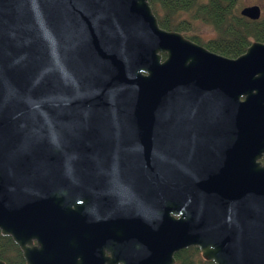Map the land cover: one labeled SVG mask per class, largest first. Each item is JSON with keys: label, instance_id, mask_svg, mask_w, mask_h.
<instances>
[{"label": "water", "instance_id": "obj_1", "mask_svg": "<svg viewBox=\"0 0 264 264\" xmlns=\"http://www.w3.org/2000/svg\"><path fill=\"white\" fill-rule=\"evenodd\" d=\"M149 2L0 0V234L25 264H264V44L226 58Z\"/></svg>", "mask_w": 264, "mask_h": 264}, {"label": "trees", "instance_id": "obj_2", "mask_svg": "<svg viewBox=\"0 0 264 264\" xmlns=\"http://www.w3.org/2000/svg\"><path fill=\"white\" fill-rule=\"evenodd\" d=\"M149 4L162 29L179 32L226 58H237L253 42L264 44V12L255 21L242 17L238 0H150ZM198 23L212 31L208 39L192 33V26ZM0 260L5 264H25L11 238L1 234ZM175 261V264H213L205 262L197 248L177 252Z\"/></svg>", "mask_w": 264, "mask_h": 264}, {"label": "rangeland", "instance_id": "obj_3", "mask_svg": "<svg viewBox=\"0 0 264 264\" xmlns=\"http://www.w3.org/2000/svg\"><path fill=\"white\" fill-rule=\"evenodd\" d=\"M238 5L240 10L244 7L257 5L261 8L262 13L264 12V0H238ZM192 30V33L199 35L203 40L208 39L212 35L209 27L200 25L199 23L195 24L194 27L192 26Z\"/></svg>", "mask_w": 264, "mask_h": 264}, {"label": "flooded vegetation", "instance_id": "obj_4", "mask_svg": "<svg viewBox=\"0 0 264 264\" xmlns=\"http://www.w3.org/2000/svg\"><path fill=\"white\" fill-rule=\"evenodd\" d=\"M257 6V5H256ZM259 7V6H258ZM261 9V8H260ZM261 12H262V10H261Z\"/></svg>", "mask_w": 264, "mask_h": 264}, {"label": "bare ground", "instance_id": "obj_5", "mask_svg": "<svg viewBox=\"0 0 264 264\" xmlns=\"http://www.w3.org/2000/svg\"><path fill=\"white\" fill-rule=\"evenodd\" d=\"M163 57H164V55H163Z\"/></svg>", "mask_w": 264, "mask_h": 264}]
</instances>
